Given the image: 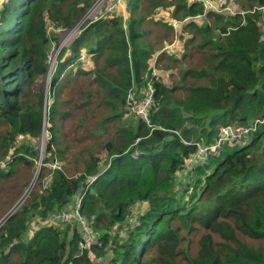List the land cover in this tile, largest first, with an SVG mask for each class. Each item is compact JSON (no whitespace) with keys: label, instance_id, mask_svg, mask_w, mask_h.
Here are the masks:
<instances>
[{"label":"trees","instance_id":"trees-1","mask_svg":"<svg viewBox=\"0 0 264 264\" xmlns=\"http://www.w3.org/2000/svg\"><path fill=\"white\" fill-rule=\"evenodd\" d=\"M91 1L0 0V124L8 129L0 182L26 176L4 209L40 158L33 140L47 131L41 178L0 217V264H89L80 224L50 219L83 189L80 212L101 233L93 250L123 228L109 264H264V122L172 184L192 142L212 143L223 125L264 115V0H125V27L120 11L106 10L59 50L45 103L33 83L48 70V45ZM132 83L152 86L148 121L126 101ZM69 137L84 148L69 149ZM68 150L73 174L45 164ZM183 232L195 239L193 254Z\"/></svg>","mask_w":264,"mask_h":264},{"label":"rangeland","instance_id":"rangeland-1","mask_svg":"<svg viewBox=\"0 0 264 264\" xmlns=\"http://www.w3.org/2000/svg\"><path fill=\"white\" fill-rule=\"evenodd\" d=\"M123 1V2H122ZM103 3V6H107L109 5H113L116 4V8L112 7V12L117 11L116 13L119 14L120 11V19L123 23V26L125 27V24L128 20V13L126 12V4H125V0H92L91 3L88 5L89 7L82 13V17L80 19H78V22L71 28L68 27H64L62 30L58 31V28H50L52 30H56L58 32L57 33V38L53 41L50 42V44L48 45V51H47V59H48V70L47 72L40 77L39 79L35 80V82L33 83V87L35 89H43L44 90V97H45V103L47 101V94H48V90H49V84H50V77L52 72L55 71L56 68V63H57V59H58V55H59V50L62 47H66L68 46L74 39L75 37L78 35V33L80 32V27H82L85 23L86 19H91V18H95L97 15L101 16L103 14H105L104 11L99 12L98 8H100L101 4ZM141 9L142 10H150L151 8L149 7V5L147 3H143L141 5ZM161 10V9H160ZM127 27V26H126ZM62 46V47H61ZM59 47H61L59 49ZM59 49V50H58ZM135 86L140 87L142 86L141 84L137 85L134 83ZM8 131L7 126L4 124H0V140H2L6 134V132ZM46 136H47V131H46V126L43 127V130L41 131V134L33 140V145L36 149V151L40 154V158L38 160H35L32 168H31V175L28 177L27 179V183L22 187V191L25 188V186L28 184V182H30V180L32 182L35 181V179H40L41 178V172L39 171V165L41 164V160L43 159L44 156V152H45V144H46ZM32 139V138H31ZM68 146V148H84V146L78 144V142H76L73 138L69 137L67 141H64ZM84 143H87L85 140L83 141ZM88 144V143H87ZM87 147H89V145H87ZM21 152V150H20ZM69 150L67 152H65L63 155H59V157H56L54 160L51 161H47L45 162V164L47 166H51L52 163L55 162V166L53 165L51 168H59L62 171H64L66 174H73L77 169L76 164L71 162L70 159H65L66 155L68 154ZM89 153H94V154H98L100 156L104 155V157H108L105 156L106 154L100 149V147H93L92 150H90ZM139 154V150L135 149L133 151V156H138ZM9 155V154H8ZM6 155V156H8ZM103 161V160H102ZM105 163H101L99 168H102L104 166ZM195 166V165H194ZM194 166H192L190 169H192ZM190 170L187 169L185 165H183L181 167V169H179L178 171L175 172L174 176H173V180H172V184L175 186L176 183L178 181H184L185 179V171L186 170ZM20 179H23L21 182H18L15 184V186L10 187L9 191H5V186L8 183H12L15 181H19ZM26 181V176L24 175V170L18 171L13 178L11 179H7V181L3 180L0 182V217L2 216V214L6 211V213L3 215L5 216L6 214H10L12 212H14L15 210L17 211L20 206L22 205L25 197L28 194V190H25L23 194H21L20 192V197L19 195L16 196L15 198V203L20 200L13 205H9L7 206L5 209V205L6 203L14 196L15 192L17 191V189L19 188L20 183H23ZM5 184V186L3 187V184ZM69 206V205H68ZM68 206L64 207V209L62 210H66L68 208ZM9 207V208H8ZM145 208V203H141V204H136L134 205V207H131V211L135 214L130 215L128 217L129 223L131 225H133V223L135 222V218H136V214L139 211H142ZM1 220V218H0ZM78 224V221L75 218H70V219H66V220H57L55 222L56 223H60V224H68L70 226H72L73 224L76 225V223ZM79 225V224H78ZM91 225V224H90ZM76 227L78 228V226L76 225ZM92 232L95 236V241L89 245V247H87V256H88V263L89 264H109V259L110 256L112 254V249L115 245V243L117 241H119L120 237L123 235V228L121 226L115 225L112 228V233L109 236L108 239V243L105 245V248L100 252L97 253L96 249L93 250L92 246L94 244H96L98 242V237L99 235H101L100 231L98 229H96L94 226H92ZM118 233L119 235L116 236L115 233ZM184 235H186V237H188V239H190L189 241V252L191 254H193L196 250V244H195V239L191 234H186L185 232H183ZM187 241V240H186ZM186 241H184V243H186ZM149 264H167L165 261L159 260V261H155V262H150Z\"/></svg>","mask_w":264,"mask_h":264},{"label":"built area","instance_id":"built-area-1","mask_svg":"<svg viewBox=\"0 0 264 264\" xmlns=\"http://www.w3.org/2000/svg\"><path fill=\"white\" fill-rule=\"evenodd\" d=\"M119 1V0H118ZM112 7L116 8V4L108 5L107 9L110 11ZM229 11H232V7H227ZM99 10V8H98ZM64 30V29H63ZM139 91L140 94L138 96H134V93ZM129 104L130 109L141 115L145 121H148L147 114L149 111V107L153 102V89L150 83H147L145 87L139 88H131L127 95L126 99ZM264 122V115L259 118H255L251 124L243 125H233V124H225L220 129L219 137L212 143L202 144L198 142H194L196 149L195 151L186 159L185 166L187 169H190L194 165H203L206 164L211 155H216L219 152L220 145L224 141L233 140L237 137H240L246 134L248 131L253 129L257 124ZM139 137H136L135 142H137ZM55 164L52 163L53 166ZM55 166V165H54ZM94 177H92L93 179ZM80 206H81V197H79L75 203L73 204L72 209L55 212L51 214V219H59L66 220L70 218H75L81 226L82 230V238L78 242V245L81 249H85L89 247V245L94 242V234L86 222V220L80 214ZM70 264V263H68Z\"/></svg>","mask_w":264,"mask_h":264},{"label":"clouds","instance_id":"clouds-1","mask_svg":"<svg viewBox=\"0 0 264 264\" xmlns=\"http://www.w3.org/2000/svg\"><path fill=\"white\" fill-rule=\"evenodd\" d=\"M109 5V4H108ZM107 5V6H108ZM101 7L99 8V12H101V11H109L108 9H107V6H103V3L100 5ZM111 12L113 11V10H110ZM232 11H233V7H232ZM231 11V12H232ZM62 47V46H61ZM61 47H59V49L61 48ZM58 49V50H59ZM140 87H142V86H140ZM131 88H139V87H137V86H135L134 85V83H132V86L130 87V89ZM129 89V90H130ZM129 93V92H128ZM262 117V116H261ZM259 118V117H258ZM136 139V138H135ZM134 143H135V141H134ZM194 142H192V144H193ZM133 157H137V156H133ZM189 158V157H188ZM186 160V159H185ZM186 162V161H185ZM208 162H209V160H208ZM207 162V163H208ZM206 163V164H207ZM184 165H185V163H184ZM204 165V164H203ZM107 166H108V164L106 165V166H103L102 167V170H101V172L102 171H104L106 168H107ZM196 166V165H195ZM51 167H52V165H51ZM92 177H94L93 179H92ZM95 179V176H91L90 178H89V182H91L92 180H94ZM84 192H85V189H83L80 193H78V195L73 199V201L71 202V204H70V206L66 209V210H70V209H72V207H73V204L75 203V201L79 198V197H81V205H82V199H83V196H84ZM66 210H61L60 212H62V211H66ZM80 210H81V206H80ZM80 214H81V212H80ZM82 215V214H81ZM82 217L84 218V216L82 215ZM50 219H51V216H50ZM85 219V218H84ZM57 220H59V219H51V221H57ZM86 220V219H85ZM86 222H87V220H86ZM88 223V222H87ZM89 224V223H88ZM89 226H90V228H91V225L89 224ZM91 230H92V228H91ZM80 233H81V237H80V239L82 238V230H81V226H80ZM80 239L78 240V242L80 241ZM94 241H95V236H94ZM93 243V242H92ZM91 243V244H92ZM90 244V245H91ZM79 246V245H78ZM79 249L81 250V251H83V250H85L86 251V256H87V249L85 248V249H81L80 247H79ZM79 254H76V256H78ZM87 258H88V256H87Z\"/></svg>","mask_w":264,"mask_h":264}]
</instances>
